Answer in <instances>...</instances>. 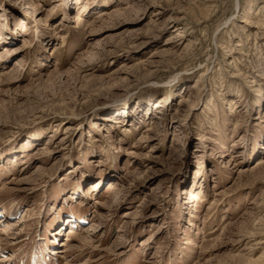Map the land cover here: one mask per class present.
I'll return each instance as SVG.
<instances>
[{"label": "rangeland", "instance_id": "rangeland-1", "mask_svg": "<svg viewBox=\"0 0 264 264\" xmlns=\"http://www.w3.org/2000/svg\"><path fill=\"white\" fill-rule=\"evenodd\" d=\"M0 264H264V0H0Z\"/></svg>", "mask_w": 264, "mask_h": 264}, {"label": "bare ground", "instance_id": "bare-ground-1", "mask_svg": "<svg viewBox=\"0 0 264 264\" xmlns=\"http://www.w3.org/2000/svg\"><path fill=\"white\" fill-rule=\"evenodd\" d=\"M70 235H72V233H70Z\"/></svg>", "mask_w": 264, "mask_h": 264}]
</instances>
